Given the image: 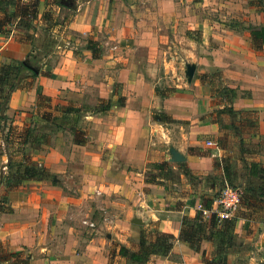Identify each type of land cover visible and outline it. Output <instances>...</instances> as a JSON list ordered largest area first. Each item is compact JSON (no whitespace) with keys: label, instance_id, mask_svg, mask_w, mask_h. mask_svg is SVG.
I'll return each instance as SVG.
<instances>
[{"label":"crops","instance_id":"crops-1","mask_svg":"<svg viewBox=\"0 0 264 264\" xmlns=\"http://www.w3.org/2000/svg\"><path fill=\"white\" fill-rule=\"evenodd\" d=\"M71 1L65 7L38 0L31 28L20 31L11 22L9 33L0 32V65L33 56L45 72L19 80L5 114L13 124H28L38 89L56 103L95 105L97 98H111L114 104L83 118V144L64 130L49 144L25 150L51 177L16 187L0 183V264H204L202 258L214 253L210 241L195 251L177 239L181 217H194L202 197L180 163L192 173L212 174L221 155L218 120L207 113L212 92L198 75L222 72L236 89L232 106L252 120L242 126L243 139L263 147L264 47L253 48L246 27L263 24L264 13L249 0ZM168 29L176 41L165 38ZM88 40L97 41L98 57L86 48ZM196 58L204 66L188 85L177 70L173 80V62ZM162 113L172 121H159ZM212 147L211 153L198 151ZM171 148L184 160L170 161ZM163 161L179 168L178 184L176 173L171 181L152 177V164ZM252 161L258 162L245 163L247 175ZM148 226L176 237L169 254L143 263L120 256L121 246L138 250ZM234 231L240 242L228 252V264H264V213L237 217Z\"/></svg>","mask_w":264,"mask_h":264},{"label":"trees","instance_id":"trees-1","mask_svg":"<svg viewBox=\"0 0 264 264\" xmlns=\"http://www.w3.org/2000/svg\"><path fill=\"white\" fill-rule=\"evenodd\" d=\"M60 6L63 5L60 0H52ZM249 4L259 8L264 13V0H249ZM66 7V6H65ZM38 12V0H0V32L9 33L10 29L6 28L7 23L14 22L18 30H28L35 22ZM250 33L252 46L255 50L264 47V23L260 26L248 25L246 27ZM28 36V35H27ZM86 48L89 49L93 57H98L100 49L97 41L88 40ZM31 61H36L33 56H27L25 61H18L15 64L4 63L0 65V120L4 121L8 117L5 114L7 103L12 92L18 87L19 80L23 76L36 77L41 72L39 66L35 63L34 68H30ZM30 62V64H29ZM33 66V65H32ZM27 70L29 74H24ZM43 74V73H42ZM198 78L209 85L212 94H220L224 100L223 106L217 110V113L237 117L242 111L232 106L233 99L236 97V89L225 85L222 82L221 71L214 68L213 72L198 75ZM219 81L220 83H217ZM38 96L48 98L37 90ZM116 103L123 104L124 96H120ZM114 104L111 98H99L95 105L76 104L71 100H62L53 106L41 107V103L36 104L34 116L31 117L27 125L19 126L8 123L7 131L2 135V140L7 147H15L13 153L7 152V161L4 163L7 173L0 174V183L4 182L7 187H16L28 180H38L48 177L49 173L44 166L33 162L30 155L25 153L26 147L38 148L41 145L50 143L54 134L67 130L73 135V140L77 144H83L86 141L84 127L80 124L83 118L89 114H105ZM41 108V109H40ZM159 121H172L165 114L156 117ZM220 132L223 133L227 128L223 123L217 121ZM236 131L239 127L234 125ZM242 132V130L240 131ZM220 136L216 143L224 149V141ZM242 140V137H240ZM223 171V180L232 187L240 188L235 180V173L231 167L230 158L221 159ZM152 166L157 169V173L152 175L153 178L159 175L172 174L171 164L167 161L153 163ZM181 172L187 177L191 184L194 181L198 183L203 180H209L211 175H206L201 179V175L192 173L183 163H180ZM247 184L240 188V200L244 204L246 212H236L228 218H219L212 213L204 217L202 211H197L194 217L182 216L180 229L177 239L185 242L195 251L200 250L202 241H210L214 246V253L211 258H202L204 264H228L227 254L230 249L237 246L240 240L237 238L235 229L236 218L239 216L247 217L264 212V165L252 161L248 167ZM152 180V179H151ZM154 180V179H153ZM256 180V181H255ZM216 185L214 182L213 186ZM235 185V186H234ZM213 196L201 197V205L204 209H210ZM3 207L0 205V210ZM7 210H10L7 208ZM176 237L170 232L153 230L151 234H142L138 243V250L131 251L121 246L119 255L125 257L133 263H143L149 260L151 256H166L169 254L173 241Z\"/></svg>","mask_w":264,"mask_h":264},{"label":"rangeland","instance_id":"rangeland-1","mask_svg":"<svg viewBox=\"0 0 264 264\" xmlns=\"http://www.w3.org/2000/svg\"><path fill=\"white\" fill-rule=\"evenodd\" d=\"M60 19L61 18H58V20H60ZM164 36L167 39L169 36V40L174 39L176 41V39H175L176 34L169 33V29L164 33ZM100 52H101V49H100ZM26 58H27V56H26ZM25 59L23 61H25ZM36 60H38V63H37V61H35V62L31 61V64H30V62H29V64L31 65L32 68H34L36 66L35 65V63H36L39 66V71H41V68L43 66V62L41 61V59H36ZM55 62L56 61H54L53 63H55ZM190 62L195 63L197 66L196 71L194 73V77H195L197 74V71L199 70V67H203L204 64L202 62H200L198 60V58H196L194 60H190ZM184 65L185 64L182 63L181 61H179L178 64H176V61H175L169 66V70H170V73H171L173 80L176 81V70H177L179 76L181 77L180 78L181 82L188 85L189 83L186 81V78L184 76ZM213 70H214V68H213ZM42 73L44 74L45 72H42ZM221 75H222V79H221L222 82L225 85H228V82H227L226 78H224V75L222 74V72H221ZM27 77H30V76H27ZM217 83H220V82L217 81ZM169 84H172V79L169 80ZM163 94H164V92H163ZM47 97H48L47 99L46 98L44 99V98H42V96L41 97L37 96L36 104L38 105V103H41V107L43 106V108L46 106H53L54 104H56V97H51V96H47ZM119 97L120 96H118L116 98V100ZM97 102H98V98L93 101V103H97ZM211 102H212L213 108L211 110H208L207 113H209L210 116H212L213 118H215L218 121H220L221 123H223L227 128H225L223 133L221 132V134H220V137L222 139H225V140H223L224 141V145H223L224 149L219 147L220 145L217 144L218 147L221 149V155L218 158L219 163L218 164L216 163V167H214L212 174H200L201 175L200 177L202 180H203V177H205L206 175H211L212 178L209 180H203L199 183L197 181H194L195 182L194 183L195 188H193L194 189L193 192H194V194L196 193V195L201 194L202 197H205V195H211L213 197H217L221 193L222 189L226 186L227 183L223 180V172L221 170V164H222L221 159H223V156L230 158L231 167L235 173V180H237V185L240 188H242L243 186H245L248 183L247 182L248 177H247V171L245 168V163H248L251 161L252 158L253 159L255 158L258 160L259 163L263 164L261 162V160L264 159L262 157V155H263L262 152L264 151V139H262L263 147H260L257 144H255V145L251 144L246 138H245L246 140L243 139L242 132H240L243 129L242 126H247L248 123H251L252 120H250V118H247L248 119V121H247L246 117L245 118L243 117V113L238 115L237 117H231L230 115H227L224 113H222V115L218 114L217 110L220 108L219 106L224 103V100L220 94H216V93L212 94ZM89 106L92 107L91 105H89ZM35 109H36V106H35ZM35 109L32 111V113H34ZM33 116H34V114H33ZM7 117L8 118L4 121L0 120V173L1 174L5 169V168H3V166H4V163L7 161L4 159L5 156L7 155V152L13 153L14 151H16V150H14V148H15L14 146L13 147H7L6 144L3 142V140L1 139L2 135L7 131L8 123L10 122V120H13V116H11V117L7 116ZM242 122H244V125ZM234 125L239 127V131L235 130L236 128H234ZM19 126H23V125H19ZM240 137H242V140H240ZM28 148H30V146L26 147V149H28ZM207 149L208 148L198 150V151L199 152H205V153L206 152L211 153L210 151H215L216 148L212 147L208 150ZM171 171H172V173H176V184H178L177 183V180H178L177 174H179V171H180L179 168L176 167L175 169H172ZM49 177H51L50 174H49ZM166 178L171 181L175 178V176L172 174L171 175L167 174ZM178 182H179V184H182V181H180V179ZM214 182H216V186H213ZM227 185H229V184H227ZM208 186L213 187V190L211 192L207 191ZM229 186H231V185H229ZM177 188H178V186L176 185V189ZM180 188H182V187H180ZM236 188H238V187H236ZM240 188H238V189H240ZM196 210L199 211L197 209V205H196ZM235 211L236 212H246L247 211L244 208V204L241 202V200H240ZM262 213H264V212H261V211L258 212V214H256L257 217L262 216ZM204 217H206V216H204ZM153 230H154L153 227L148 226L146 228V232H143V233L145 235L151 234L153 232Z\"/></svg>","mask_w":264,"mask_h":264},{"label":"built area","instance_id":"built-area-1","mask_svg":"<svg viewBox=\"0 0 264 264\" xmlns=\"http://www.w3.org/2000/svg\"><path fill=\"white\" fill-rule=\"evenodd\" d=\"M209 144H211V142H209ZM217 146L218 145L216 143V147ZM96 193H99V191L96 190ZM239 202L240 190L226 184L219 196L213 198L210 209H204L201 203L197 205V209L202 211L203 214L207 216L214 213L219 218H228L235 213ZM83 223L89 227H95V223L93 221L83 220Z\"/></svg>","mask_w":264,"mask_h":264},{"label":"water","instance_id":"water-1","mask_svg":"<svg viewBox=\"0 0 264 264\" xmlns=\"http://www.w3.org/2000/svg\"><path fill=\"white\" fill-rule=\"evenodd\" d=\"M60 2L65 5L66 7H71L73 5V1L71 0H60ZM30 68H32L31 66H29ZM195 69H196V64L193 62H186L184 65V76L186 78V81L188 83L191 82L194 73H195ZM170 161H175V162H179L184 160V157L174 148L170 149ZM132 222L134 223H142L138 218H134L132 220Z\"/></svg>","mask_w":264,"mask_h":264}]
</instances>
